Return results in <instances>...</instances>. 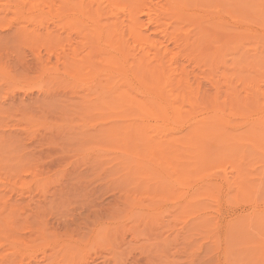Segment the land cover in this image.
<instances>
[{
  "label": "bare ground",
  "instance_id": "1",
  "mask_svg": "<svg viewBox=\"0 0 264 264\" xmlns=\"http://www.w3.org/2000/svg\"><path fill=\"white\" fill-rule=\"evenodd\" d=\"M0 1V12L20 19L17 33L43 46L46 57L35 55L38 71L52 77L60 95H70L63 102L76 99L74 107L95 114L84 125L93 133L82 131L108 144L104 153L114 158L120 143L134 162L143 186L129 200L135 227L153 221L176 241L182 184L207 179L197 201H214L218 217L202 221L222 227L225 240L249 223L261 238L264 264V0ZM3 126L0 144L10 145L16 124ZM30 161L5 172L1 162L0 181L36 176ZM238 204L249 210L232 213ZM99 217L90 219L94 226ZM2 262L14 261L2 256Z\"/></svg>",
  "mask_w": 264,
  "mask_h": 264
},
{
  "label": "rangeland",
  "instance_id": "2",
  "mask_svg": "<svg viewBox=\"0 0 264 264\" xmlns=\"http://www.w3.org/2000/svg\"><path fill=\"white\" fill-rule=\"evenodd\" d=\"M12 18L11 12H0V107L4 108L0 109V131L5 129L4 122L15 123L18 133L10 145L8 141L0 144V165L8 164L1 170L5 172L31 160L30 171L37 169V175L9 174L8 182L0 181V263L3 256L13 264H82L84 259L88 264H263L257 246L261 238L249 223L228 232L225 240L222 227L217 230L212 220L202 221L205 216L218 217L213 212L214 201H197L204 190L199 186L207 179L182 184V214L174 225L179 230L176 241H172V232L156 228L153 221L135 227L129 218V200L139 197L143 186L138 185L134 162L118 148L120 143L114 158L104 153L109 151L108 144L87 136L85 132L93 133L88 126L95 114L78 108L80 103L75 108L76 99V103L71 99L70 106L69 101L63 102L70 95H60L62 89L52 77L38 71L35 55L40 52L46 57L43 46L18 34L22 23ZM27 82L32 92H26ZM23 88L31 92L29 96ZM41 177L46 181H40ZM4 202L9 208L12 205V211ZM198 207L201 217L193 214ZM245 210L249 207L244 204L232 207V213L244 214ZM98 217L105 229L91 223L90 219ZM166 236L167 244L162 242Z\"/></svg>",
  "mask_w": 264,
  "mask_h": 264
}]
</instances>
